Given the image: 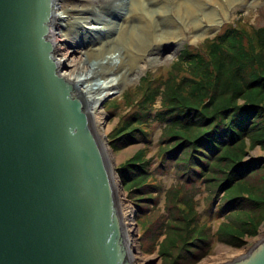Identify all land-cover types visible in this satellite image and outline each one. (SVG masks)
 Here are the masks:
<instances>
[{
    "label": "water",
    "instance_id": "95a60500",
    "mask_svg": "<svg viewBox=\"0 0 264 264\" xmlns=\"http://www.w3.org/2000/svg\"><path fill=\"white\" fill-rule=\"evenodd\" d=\"M57 3L0 0V264H132L90 102L58 74ZM226 264H264V235Z\"/></svg>",
    "mask_w": 264,
    "mask_h": 264
},
{
    "label": "trees",
    "instance_id": "16d2710c",
    "mask_svg": "<svg viewBox=\"0 0 264 264\" xmlns=\"http://www.w3.org/2000/svg\"><path fill=\"white\" fill-rule=\"evenodd\" d=\"M202 47L183 49L174 64L186 74L181 80L172 74L168 79L152 74L143 77L141 99L108 136L115 153L145 144L117 169L123 186L140 208L143 201L155 202L163 189L153 179L155 171L147 155L153 143L152 122L157 119L164 124L158 172L170 170L171 163L177 167L181 186L172 199L189 220L183 232L175 226L162 242L178 249L171 252V264H197L211 247L212 228L201 223L193 206L199 185L216 186L217 191L225 192L220 216L246 218L231 227L224 225L220 235L231 245L239 248L246 243L245 237H256L264 222V157L245 159L247 140L249 149H264V26L228 25ZM159 98L162 109L154 115ZM240 99H244L243 105L238 103ZM257 173L261 186L251 182Z\"/></svg>",
    "mask_w": 264,
    "mask_h": 264
},
{
    "label": "rangeland",
    "instance_id": "374dc122",
    "mask_svg": "<svg viewBox=\"0 0 264 264\" xmlns=\"http://www.w3.org/2000/svg\"><path fill=\"white\" fill-rule=\"evenodd\" d=\"M247 1L249 2L243 4H240V2L234 3L236 7L234 9L229 8L225 15L216 13L213 24H209L207 27L202 26L192 35L190 34L189 37L178 33L173 35V38L168 43L164 45L160 43L157 45L158 47L154 54L146 62H141L140 68L134 72H129L127 68H123V72H126V75L118 82L116 89L111 92L112 97H109L102 105L103 115L100 127H98V132L103 137V142L108 144L112 151L110 166L117 174V169L126 163V160H129L138 151L145 148L144 143H137L120 153H115L108 142L109 134L119 124L123 116L129 113L136 101L141 99L143 77L152 74L156 78L162 76L163 79H168L172 74L178 76V80H181V76L186 74L184 71L174 68V64L181 57L182 51L186 46L201 49L206 40L218 36L228 25H234L239 22L252 25L255 28L264 26V0ZM58 3L61 5L60 7L70 10L72 15L88 18L101 17L108 21V27L99 34L87 29L82 23L69 22L62 26L57 25L56 32H59L60 29L65 31L67 33V41L72 47V54L68 56L66 62L67 68L63 70L70 74L75 70L77 61L80 58H83V64L85 63V65L93 62L89 63L88 58L85 56L88 50L96 49L104 44V47L116 44L114 42L117 39L118 32L121 31V26L126 21L131 0H94V5L90 6L89 9L83 8L80 0H58ZM158 29L166 32V29L169 28L161 25L158 26ZM56 57L59 58L57 54ZM114 64L111 60L105 59L96 65V71L94 72L99 74L106 67L116 66ZM114 69L117 68L115 67ZM118 69H121V66ZM244 102V99L238 100L240 105H243ZM161 109V99L159 98L154 106L153 114L155 115ZM163 126L164 124L157 119L152 122L150 139L153 143L148 146L147 155V158L151 160V170L155 171L153 179L162 184L163 187L160 195L157 196L158 199L155 202L143 201L140 203L142 207L139 208L132 200L134 195H129L118 175V194L122 208H128L131 211L130 225L133 232L131 239L134 245L133 254L136 257V264H171L173 257L171 252L176 253L178 249H173L171 244H162V242L167 237V234H170L168 231L175 226H177V230L182 229L183 232L189 225V220L183 218L172 199L174 192L181 186L180 183L178 184L176 175L177 167L171 163L169 166L170 170L158 172V166L161 164L163 157L160 149ZM247 144L246 151H248V154L245 156L246 161L264 157V149L259 146L255 149H249V140H247ZM259 178V173L251 177L253 185H262V180ZM217 190L216 186L199 185L193 199L194 210L199 213L201 223L208 224L212 228L214 235L211 247L206 249V257L197 264L227 263L234 257L246 254L250 247L264 235L263 222L260 225L258 235L256 237H245L244 241L246 243L239 248L231 245L230 241L223 238L220 234L225 229V224L229 223L228 226L231 227L230 224H235L237 221L245 220L246 218L243 216L234 217V215L220 216L218 214L219 207L226 201V197L225 192ZM151 197L156 198V195ZM161 250L166 253L162 254Z\"/></svg>",
    "mask_w": 264,
    "mask_h": 264
},
{
    "label": "bare ground",
    "instance_id": "6f19581e",
    "mask_svg": "<svg viewBox=\"0 0 264 264\" xmlns=\"http://www.w3.org/2000/svg\"><path fill=\"white\" fill-rule=\"evenodd\" d=\"M80 2L85 9H89L90 6L94 5V0H80ZM236 2L243 4L249 1L131 0L126 21L121 26V31L118 32L117 39L114 42L116 44H111L108 47H104V44L96 49L88 50L85 56L88 58L89 63L93 62L85 65V63L83 64V58H80L77 61L75 70L70 74L63 70L67 68L66 62L68 56L72 54V47H70L67 41V33L65 31L60 29L59 32H56L57 25L62 26L69 22L82 23L87 29L99 34L108 27V21L101 17L88 18L72 15L70 10L60 7L59 3L55 5L56 9H54L53 13L51 37L53 43H55L53 56L57 62L58 74L76 86L77 95L80 98L83 95L85 99H82L90 102L88 113L92 119V128L102 141V146L109 163L112 151L108 147V144L103 142V137L99 134L98 127H100L103 115L102 104L108 100L112 95L111 92L116 89L118 82L126 75V72H123V68H127L129 72H134L140 68L141 62H146L154 54V51L157 50V45L168 43L175 34L179 33V35L189 37L190 34L192 35L202 26L207 27L209 24H213L216 13L225 15L229 8L234 9L236 7L234 6ZM161 25L167 26L169 29H166V32L158 29V26ZM56 54L59 58L56 57ZM105 59L111 60L116 66H109L102 70L101 73H95L96 65ZM120 66L122 70L118 69ZM115 67L117 69H114ZM111 169L113 170L112 167ZM114 172L113 181L117 192L119 179L118 174ZM118 200L120 202V198ZM119 208L122 227L124 228L123 231L127 239L126 242L130 255L132 256L131 262L132 264H136V257L133 254L134 245L131 239L133 233L130 225L131 211L128 208H122L121 202L119 203ZM243 255L234 257L229 262Z\"/></svg>",
    "mask_w": 264,
    "mask_h": 264
}]
</instances>
